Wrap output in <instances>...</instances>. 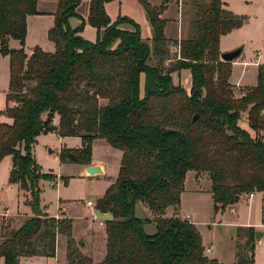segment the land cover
Segmentation results:
<instances>
[{
    "label": "trees",
    "instance_id": "trees-1",
    "mask_svg": "<svg viewBox=\"0 0 264 264\" xmlns=\"http://www.w3.org/2000/svg\"><path fill=\"white\" fill-rule=\"evenodd\" d=\"M38 1L0 0V54L9 57L6 99L12 103L5 109L10 122H0V161L11 156L8 181L27 192L31 210L19 226L0 216V261L20 264L21 256H54L61 234L66 264H92L72 236V218L48 216L40 205L39 180L52 175L40 172L31 148L41 133L54 130L81 138L83 147L75 155L86 164L95 138L122 153L116 178L95 204L111 214L98 264H222L204 254L197 227L177 211L189 170L209 174L215 212L243 193H264V63L258 64L256 84L244 86L236 97L229 82L231 62L220 59V37L244 18L223 1L210 0L197 5L186 36L173 41L164 34L163 5L139 0L151 27V36L143 37L129 18L110 20L104 6L110 0H89L88 23L103 31L92 43L78 34L82 27L68 25L81 0H56L48 30L54 51L37 47L27 56L22 47L9 49L7 43L15 38L23 45L26 17L40 13ZM122 23L132 28L122 29ZM182 69L189 72L188 90L172 79ZM138 202L151 211V219L136 216ZM168 207L174 212L170 217ZM148 222L155 226L153 234L145 232ZM241 232L253 239L252 226Z\"/></svg>",
    "mask_w": 264,
    "mask_h": 264
},
{
    "label": "rangeland",
    "instance_id": "rangeland-1",
    "mask_svg": "<svg viewBox=\"0 0 264 264\" xmlns=\"http://www.w3.org/2000/svg\"><path fill=\"white\" fill-rule=\"evenodd\" d=\"M209 1L147 0L153 7L164 6L162 17L166 20L164 34L171 40L177 39L180 35L181 38L186 36L188 25L194 18L197 7L206 5ZM221 1L235 15L244 18L239 27L224 34L219 42L221 52L240 45L244 46L243 52L233 64L230 82L233 85L240 84L245 87L253 85L256 81L258 66L255 64V59L258 52L261 55L259 64L264 63V0ZM116 2L117 0H110L106 3L109 10L105 9V11L110 20L115 21L118 17H127L140 26L143 37H150L151 27L144 18L139 0H122L119 4ZM184 2L190 7V11L187 5L183 4ZM192 2L195 4L191 5ZM118 5L119 12H116ZM40 8L50 9L48 4H40ZM76 13V16L68 18V25L71 28L82 27L78 34L85 40L95 43L103 35V31L102 29L98 31L88 23L89 0H81ZM52 21V14L28 15L23 45L19 40L9 38L7 47L9 49L22 47L27 56L31 55L37 47L44 52H53L54 43L48 38V30L51 28L48 25H52ZM119 27L128 30L132 28L128 23H122ZM147 63L152 64L153 59L149 58ZM169 63L170 61H166V66ZM172 79L174 83H180L184 88L189 89L190 78L187 69L173 73ZM232 84L231 91L234 96L237 97L245 91V87L238 88ZM8 86L9 57L0 54V122L6 123L10 122L5 115V109L9 105L6 99ZM140 87L143 88V81ZM100 102L105 103L103 100ZM192 114L191 116L195 115ZM246 116V113H242L239 122L243 127L246 126ZM57 122L55 118L54 123L57 124ZM82 147L80 137H61L56 131L49 130L36 138L31 148V155L41 173L52 175L51 179H40L38 183L43 213L52 217L63 213L72 218V236L80 245V251L91 258L92 264H98L105 255V229L104 225H99V220L104 221L105 215L95 208L87 207L85 201L93 200L96 204V200L116 178L121 152L110 146L105 139L95 138L91 141L90 163L86 164L81 155L75 159L70 158V153L76 154L77 150ZM65 149H68L67 152L70 153L61 157V151ZM97 161L104 163V172L98 164H95ZM90 166H96L100 172H88L87 169ZM11 167V156H4L0 161V216L7 211L10 214L5 218H12L14 225L19 226L31 214V210L25 191L18 189L15 184L8 181ZM210 187L211 179L206 171H187L177 216L195 224L201 235L204 254L207 256L217 259L222 264H239L237 262L239 258H249L252 255L253 261L243 264H264V193L255 192L253 198L243 193L224 210L215 212ZM138 204L136 209L138 217L150 219L151 211L141 202ZM173 214V208L168 207L166 216L170 217ZM250 226L253 227L254 234L253 239L249 241L241 231L247 230ZM144 229L146 233L155 232L152 222L146 223ZM248 244L253 245L252 250L249 249ZM207 246L211 247L208 252L205 251ZM55 252L54 257H41L40 260H43L41 264H66V238L61 234L56 235ZM32 259L24 258L22 263L34 264L30 263Z\"/></svg>",
    "mask_w": 264,
    "mask_h": 264
},
{
    "label": "crops",
    "instance_id": "crops-1",
    "mask_svg": "<svg viewBox=\"0 0 264 264\" xmlns=\"http://www.w3.org/2000/svg\"><path fill=\"white\" fill-rule=\"evenodd\" d=\"M50 1V2H49ZM122 0H117V2H116V4H119L120 2H121ZM193 1H195V0H193ZM182 2H183V0H182ZM107 3V2H106ZM106 3H105V9H106V11H107V9H108V7L106 6ZM139 3V2H138ZM40 4H48V8H50V9H42V8H40ZM183 4H185V6L187 5V3H183ZM189 4V3H188ZM191 5L192 4H195V2H192V3H190ZM139 5H140V3H139ZM141 6V5H140ZM142 7V6H141ZM56 8H57V1L56 0H39L38 1V3H37V10L40 12L39 14L40 15H45V14H52V17H53V21H52V25H48L49 27H52L53 26V23H54V17H55V11H56ZM187 8L189 9V11H190V7H188V5H187ZM118 9H119V5H118V7H116V12L118 11ZM109 10V9H108ZM187 10V9H186ZM119 12V11H118ZM142 13H143V15H144V18H145V20H146V22L148 23V21H147V17H146V15H145V12H144V10H143V8H142ZM187 14L189 13L188 11L186 12ZM27 17H28V15H27ZM26 17V18H27ZM161 17H163V13L161 14ZM149 24V23H148ZM151 31V30H150ZM185 34V33H184ZM223 36V35H222ZM221 36V37H222ZM220 37V38H221ZM181 39V35L180 36H178V38L177 39H175L176 41H179ZM174 41V40H173ZM220 42V41H219ZM233 49V48H232ZM231 50V49H230ZM221 52V51H220ZM223 52V51H222ZM260 57H261V55H260V52H258V55H257V58L255 59V64L258 66V64L260 63ZM237 59V58H236ZM234 62H235V60H233L232 62H231V65H232V67H233V64H234ZM243 64H245V62H243ZM231 74H232V68H231ZM231 76V75H230ZM256 81H257V71H256ZM256 81H255V83L253 84V85H250V86H254L255 84H256ZM229 82H230V78H229ZM231 83V82H230ZM232 84V83H231ZM233 85V84H232ZM233 86H235V87H238V88H240V87H244V86H242V85H240V84H234ZM9 103V105H11L12 103L11 102H8ZM55 124V123H54ZM261 134H262V136H263V138H264V131H262L261 132ZM120 151V150H119ZM121 152V151H120ZM121 156H122V153H121V155H120V158H119V165H120V160H121ZM95 164H98L100 167H101V169L103 170V172L105 171V166H104V163L103 162H101V161H97ZM119 165H118V168H119ZM86 168V167H85ZM85 172V171H84ZM196 180V179H195ZM114 180H112L111 181V183L113 182ZM197 181V180H196ZM14 185V184H13ZM16 185V184H15ZM17 186V185H16ZM24 191V190H23ZM25 194L27 195V192H25ZM210 195H211V193H210ZM255 196V194L253 195V197ZM252 197V198H253ZM240 198V197H239ZM137 205H139L138 203L136 204V206H135V214H136V216L138 217V215H137V213H136V209H137ZM102 214H104L105 215V218H104V221L103 222H105L107 219H110L111 218V214L110 213H108V212H101ZM10 214V213H9ZM8 213H7V211H5L4 212V214L3 215H9ZM12 215V214H11ZM63 216H65L63 213H61L60 215H58V216H56V217H63ZM140 218V217H139ZM150 219L152 218V214H151V216L149 217ZM99 221H102V220H99ZM190 221V220H189ZM193 223V222H192ZM100 225V224H99ZM101 226H103V225H101ZM104 229H105V227H104ZM148 234H153V233H148ZM105 239H106V232H105ZM206 248V247H205ZM55 255H56V252H55ZM54 255V256H55ZM53 256V257H54ZM32 257H35V258H33L32 259ZM41 257H46V256H40V255H33V256H21V258H20V264H24V263H22V260L24 259V258H31L32 260L30 261V263H34V264H41L42 262H43V260H40L41 259ZM209 257V256H208ZM210 258H212V257H210ZM34 259H36V260H34ZM37 259H39V260H37ZM67 262V261H66ZM0 263H2L3 264V262H2V260L0 261Z\"/></svg>",
    "mask_w": 264,
    "mask_h": 264
},
{
    "label": "water",
    "instance_id": "water-1",
    "mask_svg": "<svg viewBox=\"0 0 264 264\" xmlns=\"http://www.w3.org/2000/svg\"><path fill=\"white\" fill-rule=\"evenodd\" d=\"M243 48H244V46L240 45V46H237V47H235V48H233L231 50L220 52V59L222 61H225V62H232L233 60H235L236 58H238L241 55V53L243 52ZM197 117H198V115L195 114L193 116L192 120H195ZM70 158L75 159L76 155L75 154H70ZM87 171L90 172V173L100 172L99 168H97L96 166L88 167ZM236 198L239 199V196H236ZM248 261L249 260L246 257H241V258H239L237 260V262L239 264L247 263Z\"/></svg>",
    "mask_w": 264,
    "mask_h": 264
},
{
    "label": "built area",
    "instance_id": "built-area-1",
    "mask_svg": "<svg viewBox=\"0 0 264 264\" xmlns=\"http://www.w3.org/2000/svg\"><path fill=\"white\" fill-rule=\"evenodd\" d=\"M253 195H254V193H249V194H248V197H249V198H252ZM85 205H86L87 207H89V208H95V209H96L95 201H93V200H86V201H85ZM99 224H100V225H104V222H103V221H99ZM210 248H211L210 246H207V247L205 248V251H206V252L210 251Z\"/></svg>",
    "mask_w": 264,
    "mask_h": 264
}]
</instances>
